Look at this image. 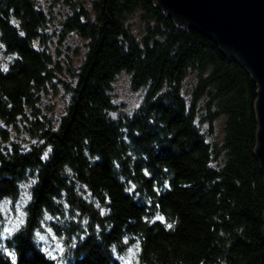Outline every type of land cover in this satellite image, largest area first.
<instances>
[{
    "label": "trees",
    "instance_id": "1",
    "mask_svg": "<svg viewBox=\"0 0 264 264\" xmlns=\"http://www.w3.org/2000/svg\"><path fill=\"white\" fill-rule=\"evenodd\" d=\"M58 1L54 33L41 0H0V206L33 179L0 264H56L37 241L45 225L67 264H123L133 248V264H264L249 71L155 0ZM122 73L146 89L133 113L114 102ZM48 95L65 100L60 115Z\"/></svg>",
    "mask_w": 264,
    "mask_h": 264
},
{
    "label": "water",
    "instance_id": "2",
    "mask_svg": "<svg viewBox=\"0 0 264 264\" xmlns=\"http://www.w3.org/2000/svg\"><path fill=\"white\" fill-rule=\"evenodd\" d=\"M155 1L178 24L213 39L258 84L255 155L264 176V0Z\"/></svg>",
    "mask_w": 264,
    "mask_h": 264
},
{
    "label": "rangeland",
    "instance_id": "3",
    "mask_svg": "<svg viewBox=\"0 0 264 264\" xmlns=\"http://www.w3.org/2000/svg\"><path fill=\"white\" fill-rule=\"evenodd\" d=\"M42 4L48 9L50 6L52 8V13L54 19L52 23H50L51 28L54 30L52 32H58L61 28L60 24L63 20V13L65 10H68L67 6L63 4L61 1L55 2V0H41ZM85 3H89V0H82ZM54 6V7H52ZM138 20V19H137ZM136 20V22H137ZM67 45L72 50L70 54L74 56L73 49L76 46H79V56L75 57L74 59L80 63V60L83 59L86 49L84 47V41L79 39L76 36H72L69 40H67ZM56 47V40L55 43L51 45L52 49ZM74 54V55H73ZM113 98L114 102L120 106L124 111L127 113H133L142 103L146 89L142 88L139 90H133L131 85V77L126 74L122 73L118 76L115 84H114V91H113ZM44 104H51L54 106L56 115H60L65 107V100L62 99L61 96L54 97L52 95H48L45 98ZM44 110H47L45 105ZM116 116V114H114ZM22 141H30L27 135L21 137ZM27 145V144H25ZM33 179H29L27 182H23L21 185V192L20 196L16 201H5L1 204V211L3 215V221L0 222V242H3L6 238L10 237L14 232H16L25 222L27 217L26 208L27 205L31 201V187H32ZM22 217L23 223L20 224L19 228H16V224L19 222V219ZM6 229H12L9 233L5 231ZM39 234V235H38ZM40 236H43L44 239L41 240ZM38 242L42 248V250L53 260H55L56 264H67L66 257L64 255L65 249L63 240L58 238L53 231L50 229L49 226L45 225L42 231L37 233ZM137 248L131 249L125 256L121 258L123 264H133L137 259Z\"/></svg>",
    "mask_w": 264,
    "mask_h": 264
},
{
    "label": "snow or ice",
    "instance_id": "4",
    "mask_svg": "<svg viewBox=\"0 0 264 264\" xmlns=\"http://www.w3.org/2000/svg\"><path fill=\"white\" fill-rule=\"evenodd\" d=\"M4 71H7V68H5L4 69ZM49 151H51V149H49ZM47 152L44 154V158H46L47 157ZM46 219H50V217H46ZM23 223V219H22V217L19 219V222L16 224V228H19V226H20V224H22ZM169 227H171V225H169ZM5 231H8L9 233L12 231V229H6ZM39 235V234H38ZM40 239L41 240H43L44 239V237L43 236H40ZM0 247H2V245H0Z\"/></svg>",
    "mask_w": 264,
    "mask_h": 264
}]
</instances>
